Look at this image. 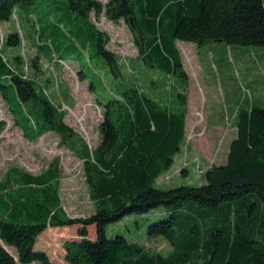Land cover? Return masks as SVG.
I'll return each mask as SVG.
<instances>
[{
    "label": "trees",
    "instance_id": "obj_1",
    "mask_svg": "<svg viewBox=\"0 0 264 264\" xmlns=\"http://www.w3.org/2000/svg\"><path fill=\"white\" fill-rule=\"evenodd\" d=\"M51 13L58 16L56 24L45 20ZM92 14L124 19L136 37L138 59L186 83L178 40L264 45V0H0V24L16 15L28 19L40 47L58 45L62 38L73 49L89 46L119 76L118 56L107 49L110 38ZM4 43L19 45L20 37L9 34ZM79 76L87 78L84 71ZM0 96L27 139L55 132L82 162L94 209L88 217L63 210L59 160L38 175L12 167L0 180V264H61L59 259L63 264H264V108L237 110L226 162L208 169L204 184L160 189L156 180L185 141V94H177L176 109L150 99L138 86L96 100L102 120L93 148L64 122L66 111L38 93L34 81L12 69L1 52ZM12 102L23 111L28 106L26 126ZM158 207L167 216L149 224L147 232L171 245L167 254L120 235L107 238L109 225ZM71 226L75 236L64 241L58 259L40 237L48 228ZM93 226L95 238L89 235Z\"/></svg>",
    "mask_w": 264,
    "mask_h": 264
},
{
    "label": "rangeland",
    "instance_id": "obj_2",
    "mask_svg": "<svg viewBox=\"0 0 264 264\" xmlns=\"http://www.w3.org/2000/svg\"><path fill=\"white\" fill-rule=\"evenodd\" d=\"M99 1L104 4L108 0ZM17 16L0 24V52L12 69L34 81L38 93H44L66 111L64 122L91 148L100 141L98 125L102 109L96 100H105L112 91L138 86L150 99L173 109L178 107L177 94L186 95L185 141L170 169L156 180L160 189L204 184L207 170L226 162L229 144L236 135L237 110L247 105L264 108V45L209 42L198 46L178 40L183 69L188 76L186 83L178 75L167 74L138 59L136 37L124 19L113 21L104 14L96 19L92 14L96 27L110 38L107 49L118 56L121 74L115 76L105 60L94 56L89 46L83 49L77 45L73 49L69 40L62 38L58 45L40 47L31 22ZM45 20L56 24L58 16L51 13ZM62 27L71 34V27L65 21ZM13 33L19 35L20 44H3ZM80 71L87 78L81 80ZM90 83L95 90L90 88ZM11 105L22 126H26L23 116L28 106L23 111L16 102ZM0 127V180L12 167L38 175L51 162L59 160L61 207L70 217H88L93 213L82 162L62 146L59 135L51 131L35 140L27 139L1 96ZM166 216L164 207L126 216L105 228L106 236L113 239L120 235L151 251L167 254L171 245L163 238H150L147 232L149 224ZM74 227L48 228L40 240L59 259L64 253V241L75 236ZM89 235L95 238L94 226L90 227ZM59 263L63 264L60 259Z\"/></svg>",
    "mask_w": 264,
    "mask_h": 264
}]
</instances>
